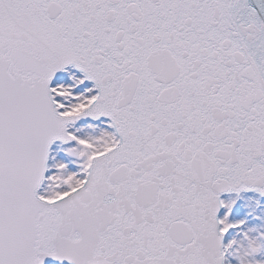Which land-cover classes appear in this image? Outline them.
<instances>
[{
    "label": "snow or ice",
    "instance_id": "snow-or-ice-1",
    "mask_svg": "<svg viewBox=\"0 0 264 264\" xmlns=\"http://www.w3.org/2000/svg\"><path fill=\"white\" fill-rule=\"evenodd\" d=\"M0 264H264V0H0Z\"/></svg>",
    "mask_w": 264,
    "mask_h": 264
}]
</instances>
